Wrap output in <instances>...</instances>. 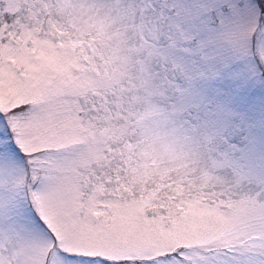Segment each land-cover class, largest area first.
I'll use <instances>...</instances> for the list:
<instances>
[{"label":"snow or ice","instance_id":"6c2138e0","mask_svg":"<svg viewBox=\"0 0 264 264\" xmlns=\"http://www.w3.org/2000/svg\"><path fill=\"white\" fill-rule=\"evenodd\" d=\"M0 264H264V0H0Z\"/></svg>","mask_w":264,"mask_h":264}]
</instances>
